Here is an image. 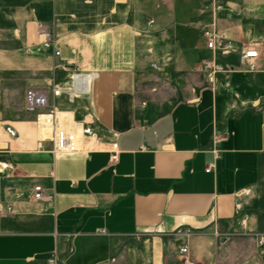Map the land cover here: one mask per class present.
I'll return each instance as SVG.
<instances>
[{"label":"crops","instance_id":"1","mask_svg":"<svg viewBox=\"0 0 264 264\" xmlns=\"http://www.w3.org/2000/svg\"><path fill=\"white\" fill-rule=\"evenodd\" d=\"M217 1L237 47L221 61L256 44V71H202L211 0H0V210L13 207L0 264H177L185 245L194 264H264V0ZM76 71L96 73L89 93L50 102L117 141L115 164L98 146L38 147L26 90L70 87ZM38 183L51 201L34 198Z\"/></svg>","mask_w":264,"mask_h":264},{"label":"built area","instance_id":"2","mask_svg":"<svg viewBox=\"0 0 264 264\" xmlns=\"http://www.w3.org/2000/svg\"><path fill=\"white\" fill-rule=\"evenodd\" d=\"M211 4L214 20L210 23L202 22L200 24L206 46L212 53L210 58L202 62V71L208 78H212L215 74L221 72H237L242 69L256 71L258 69L257 59L260 56L256 44H249L240 48L239 63L237 65L221 61L220 57L235 52L237 47L232 39L219 32L215 24L216 13L222 8V5L217 0H211ZM38 35L42 49H53L56 55L60 54V51L56 49L54 28L50 23L39 22ZM95 78V72L76 71L72 75L70 87L32 86L26 90L25 108L34 114V123L40 132L38 147H42L43 142L50 141L53 146L52 152L55 154H74L89 152L95 146H98L99 150L109 153L110 163L115 164L119 161L121 150L117 141L104 142L95 135L86 134L85 122L79 120L67 121L50 102V96L55 92H64L71 99L88 94L90 83ZM220 140L221 138L216 136L215 142L218 143ZM213 167L214 163L210 162L206 171H211ZM33 191L36 200L46 199L51 201L54 197L52 192L46 191L44 186L39 183L34 186ZM12 214L13 207L11 205L6 206L4 210H0V216H10ZM245 222L246 218L242 219L241 224L245 225ZM258 243H264V235L259 237ZM48 263L56 264L54 255L48 258ZM177 264H194L187 245L179 248Z\"/></svg>","mask_w":264,"mask_h":264}]
</instances>
